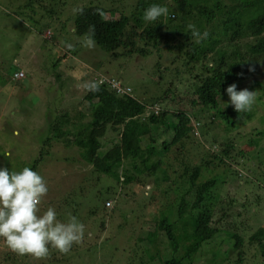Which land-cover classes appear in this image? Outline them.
I'll return each mask as SVG.
<instances>
[{
    "label": "rangeland",
    "instance_id": "374dc122",
    "mask_svg": "<svg viewBox=\"0 0 264 264\" xmlns=\"http://www.w3.org/2000/svg\"><path fill=\"white\" fill-rule=\"evenodd\" d=\"M27 1L0 0V167L10 171L29 167L40 174L48 187L47 194L42 198L44 204L56 210L57 219L61 222L75 216L85 225V232L67 253L50 247L43 258L17 254L0 239V264H160L164 258L173 255L172 245L164 230L158 229L152 242L146 241L148 233L156 231L155 223L162 216L177 220L178 210L174 207L180 201L179 197L182 198L184 193L191 196L188 193L190 190L195 193L197 185L218 175L220 180L209 189L210 198L207 201L213 210L221 206L231 210L228 220L219 223L221 231L202 245L193 264H263L259 240L252 239V236L259 228H264V57L256 73L237 85L238 91L247 88L256 92V103L250 112H236L231 117L233 124H230L215 116L216 110H210L213 118L207 114L201 124L192 120V128L190 126L188 130L193 129L194 132H190L185 148H178L175 152L174 146L170 152L161 155L164 160L161 166L165 168L167 178L155 175L139 177L127 186L116 184L112 178L98 179V174H93L91 165L84 160L82 147L75 143L81 128L79 124L88 123L91 119L89 102L83 98L86 89H89L85 86L101 77L116 89V85L129 87L131 95L138 98H156L157 102L148 108L158 111L163 109L158 104L159 97L163 95L157 83L160 79L158 71L164 66L177 67L172 62L173 52L162 47L144 54L140 47L151 46L140 43L134 48L133 57L112 60L111 55L95 41L86 44L85 37L72 33L68 15L90 0H65L63 14L60 17L55 15L52 20L42 10L41 3L47 0H37L36 22L20 12V7L25 6ZM136 1L104 0V5L110 10L107 17L129 15ZM154 1V4L169 9L162 25L165 29L173 24L171 21H175L180 12L175 7V0ZM60 5L58 1L54 3V8L58 10ZM158 22L160 20L151 24L154 26ZM39 23L41 27H38ZM178 29L177 25L173 26L171 30L176 31L169 32L170 35L178 36ZM254 39L224 40L216 50L231 53L240 45V50L244 51V44L252 43ZM65 48L70 50L66 53ZM189 48L178 53L182 52L185 57ZM217 58L213 54L203 60L204 66L202 64L197 68L196 65L192 74L186 73L190 83H197L196 75L206 77L210 73L207 66H211L212 60ZM17 71H24L25 76L15 79ZM180 81H184V76L179 80L173 75V83L179 82V86L168 84L170 94H175L174 101H171L174 108H170L174 112L182 106V99L179 101L183 94ZM191 87L194 88V85ZM228 100L227 96L224 102L220 100V104L232 111ZM79 111L84 113L80 120L75 116ZM170 119L177 123L178 132L163 125L156 134L157 145L171 140L173 134L182 135L186 131L182 121L174 116ZM212 119L215 123L210 125ZM50 122L57 123L63 131L69 130L64 132L67 136H52ZM259 132L261 134L257 135ZM50 134L52 139L45 143ZM111 134L116 135L117 131L108 128L104 137L100 138L99 155L107 152L118 140ZM206 135L211 140L216 138L215 146ZM198 142L204 155L207 149L218 151L225 142H232L236 158L232 163L242 172L238 174L230 167L222 170L212 168L214 163L208 165L203 162ZM153 156L156 161L160 155ZM196 164L202 165L201 174L190 189V175ZM152 192H155V200L150 201L148 196ZM97 194L98 197H95ZM230 201H234L231 207ZM43 212L39 210L40 214ZM236 236L242 242L239 247L236 246Z\"/></svg>",
    "mask_w": 264,
    "mask_h": 264
},
{
    "label": "trees",
    "instance_id": "16d2710c",
    "mask_svg": "<svg viewBox=\"0 0 264 264\" xmlns=\"http://www.w3.org/2000/svg\"><path fill=\"white\" fill-rule=\"evenodd\" d=\"M36 1L28 0L25 6H19L20 12L35 22L37 17L34 16L36 13L38 14ZM54 1L47 0L45 5L41 3L42 10L51 20L55 19V15L60 17L63 14L66 4L65 0H57L56 2L61 3L57 10L54 8V3H56ZM154 2V0H137L129 15L123 14L119 18H114L107 17L110 10L104 5V0H90L87 5L77 6L76 11H72L67 17L71 22V30L75 36L86 37L90 34L92 40L106 50L109 56L111 55L112 60L133 57L134 48L140 43L151 46L149 48L140 47L144 54L152 52L153 48L160 49L162 47L166 48L168 52H173L172 62L177 64V67L164 66V69L160 68L161 71H158L160 79L157 83L160 84L161 93L169 95L168 97L163 95L159 97L158 104L163 109L155 111L154 108H148L149 105L157 102L156 98L149 96L138 98L131 95L130 92L122 93L112 87L109 81L93 80V82L91 80L89 84H98L99 90L86 89L84 94L83 98L89 102L91 119L88 123L79 124L81 128L77 132L75 143L82 147V156L91 165L92 173L98 174V179L107 177L111 180L112 178L115 179L114 183L125 186L132 184L139 177L156 175L157 178H167L166 170L161 166L164 161L161 155L170 152L174 146L175 152L178 148H185L190 132H194L193 129L188 130L190 126L192 128V122L201 124L206 120L207 114L213 118L210 110H216L215 116L233 124L231 117L236 111L234 108L232 111L229 108L224 109L220 100L223 99L224 102V98H227L226 89L229 85L233 83L238 85L255 74L260 60L264 57V0H175V5H177L175 7L180 12V16L175 21L172 20L173 24L167 25L165 29L162 27L164 20L166 21L164 17H161L160 22L154 26L151 23H145L142 18L144 10ZM41 16L44 17V15ZM49 23L48 26H50ZM175 25L179 27L178 36L170 35L176 31L171 30ZM190 25L195 26L201 32L207 31L209 33L207 40L200 44L194 43L191 38ZM38 27H41L40 23ZM53 37L54 33L51 38ZM252 37L255 39L252 43L244 44V51L240 50L242 48L240 45L233 48L231 53H228L227 50H216L218 44L224 40L243 41ZM186 47H190L186 51L188 57H184L182 52L178 53ZM65 49L66 53L70 50V48ZM213 54L218 58L212 60L211 66H207L210 73L204 78L196 75L197 83H190L186 73L192 74L196 65L197 68H200L202 64L204 66L203 60ZM249 68H253L254 71H249ZM173 75L179 80L184 76V81L182 83L180 81L183 94H181L182 97H179V101L182 99L180 101L182 106L178 107L180 109H176V112L170 110L171 107L174 108L171 101H174L175 94H170L171 89L168 84L179 86V82L173 83ZM255 84L260 85L259 82ZM193 85L194 88L191 87ZM87 86L85 88H88ZM167 89L169 91L165 92ZM191 89L192 91L189 92ZM79 101L81 102V99ZM172 112L174 113L171 114ZM83 114V111H79L75 116L80 120L83 118ZM171 116L182 121L186 125V131L182 135L175 134L174 136L173 134L171 140H164L157 145L156 134L163 125L172 129L173 132H178V125L171 121ZM213 123L215 121L212 119L209 124ZM49 124L52 136L56 138L67 136L64 132L69 130H61L55 122ZM108 128L117 131L116 135H111L118 140L107 152L99 155L100 138L104 137ZM51 134L45 139V143L52 139ZM260 134V132L257 133V135ZM206 138L212 141V145L215 146L216 138L211 140L208 135ZM144 141L147 142L144 144ZM200 145L198 142L199 150L202 149ZM233 148L232 142H225L218 151L212 152L207 149L205 155L202 149L203 162H207L208 165L214 163L215 166L212 168L217 167L220 170L230 167L239 174L242 170L234 168L232 163L236 159ZM155 154L161 156H158L156 161L152 159ZM201 167L202 165L196 164L192 168L190 189L195 186L201 174ZM219 180V175L213 177L197 185L195 193H191L192 190H190L188 193L192 194L191 196L188 197L189 194L184 193L182 198L179 197L180 201L174 207L178 210L177 220L173 221L168 216H162L157 220L156 231L149 232L146 241L152 242L157 235V230L161 229L167 234L173 248V255L164 258L160 264H193L202 245L213 238L218 231H221L219 223L222 224L224 220H228L227 216L231 209L221 206L213 210L207 201L210 198L209 189ZM223 182H227V180H223ZM154 193L152 192L148 196L150 201L155 200ZM95 197H98V194ZM233 202L230 201V207ZM44 203L45 201L42 200L39 210H47L48 207ZM230 215L233 214L230 213ZM236 237V246L239 247L242 242L239 236ZM252 239L259 240L264 264V228H259Z\"/></svg>",
    "mask_w": 264,
    "mask_h": 264
},
{
    "label": "clouds",
    "instance_id": "9594fccd",
    "mask_svg": "<svg viewBox=\"0 0 264 264\" xmlns=\"http://www.w3.org/2000/svg\"><path fill=\"white\" fill-rule=\"evenodd\" d=\"M168 15V7L152 4L144 10L142 18L145 23H153ZM189 28L194 43L200 44L207 40V31L201 32L192 25ZM92 42L91 35H87L85 43L90 45ZM249 71L254 69L249 68ZM88 88L98 91L99 85L92 83ZM226 93L229 97L227 104L238 114L250 112L256 103L255 91L247 88L238 91L235 83L227 87ZM47 192L43 177L31 168L10 171L0 167V239L11 251L43 258L50 247L67 253L73 243L82 239L85 225L75 216H71L67 222H61L53 207L39 213L38 205Z\"/></svg>",
    "mask_w": 264,
    "mask_h": 264
},
{
    "label": "built area",
    "instance_id": "2783aa9c",
    "mask_svg": "<svg viewBox=\"0 0 264 264\" xmlns=\"http://www.w3.org/2000/svg\"><path fill=\"white\" fill-rule=\"evenodd\" d=\"M24 76H25L24 71H17L14 73L15 79H21ZM98 81L103 82L104 80L101 77H99ZM116 87H117V90L122 92V93H129L131 90L129 87L124 88L122 85H116Z\"/></svg>",
    "mask_w": 264,
    "mask_h": 264
}]
</instances>
